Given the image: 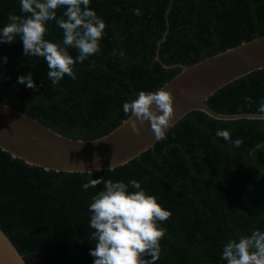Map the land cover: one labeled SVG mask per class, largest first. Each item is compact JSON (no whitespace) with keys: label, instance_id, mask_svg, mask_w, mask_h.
<instances>
[{"label":"trees","instance_id":"1","mask_svg":"<svg viewBox=\"0 0 264 264\" xmlns=\"http://www.w3.org/2000/svg\"><path fill=\"white\" fill-rule=\"evenodd\" d=\"M89 8L106 27L100 50L73 65L76 80L65 75L54 86L46 61L26 56L19 36L0 43V58H7L0 59V101L73 140L113 131L128 118L124 102L160 89L183 66L264 37V0H90ZM9 14L26 16L19 0H0V29ZM46 27L44 38L62 44L55 21ZM28 73L35 89L17 83ZM262 100L264 68L220 88L206 104L221 114H260ZM92 179H134L171 212L158 222L166 233L155 264H226L229 239L264 231V119L224 121L191 111L140 156L92 175L45 170L0 149V229L26 264H93L88 208L103 184L84 190Z\"/></svg>","mask_w":264,"mask_h":264},{"label":"clouds","instance_id":"2","mask_svg":"<svg viewBox=\"0 0 264 264\" xmlns=\"http://www.w3.org/2000/svg\"><path fill=\"white\" fill-rule=\"evenodd\" d=\"M19 3L21 13L26 16L9 14V22L0 29V43L11 45L19 36L26 56L42 57L46 61L47 77L54 86L65 75L76 80L73 65L82 63L100 50L99 41L106 27L102 18L89 8L90 0H19ZM60 7L66 11L58 18L56 10ZM133 14L139 16L140 9H133ZM48 21H55L63 31L62 44L44 38ZM69 47L78 51L75 59L69 55ZM120 55H124L123 51ZM0 59L7 61L6 57ZM17 83L28 89L36 87L31 73L18 76ZM244 100L252 103L249 97ZM173 102L169 91H140L135 99L123 103V112L128 116L123 123L139 135L137 122L143 126L147 121L155 140H163L165 129L174 117ZM257 111L264 115V100ZM216 136L225 141L231 139L228 130H217ZM242 143L237 139L233 146L239 148ZM111 169L112 166L108 170ZM101 183L103 190L91 196L88 208L91 214L89 226L94 230L91 239L95 241L94 249L90 250L93 264H155L161 252L159 241L166 233L158 222L167 221L171 212L164 210L154 196L146 194L134 179L128 184L111 179H92L82 188H96ZM129 185L134 191H129ZM145 256L151 259H145ZM221 259L226 264H264V231L254 229L249 236L229 239L223 246Z\"/></svg>","mask_w":264,"mask_h":264},{"label":"water","instance_id":"3","mask_svg":"<svg viewBox=\"0 0 264 264\" xmlns=\"http://www.w3.org/2000/svg\"><path fill=\"white\" fill-rule=\"evenodd\" d=\"M262 68L264 37L242 43L191 66H183L160 88L171 92L174 101V117L165 133L191 111H200L224 121L264 119L261 114H221L206 104L208 97L220 88ZM123 122L98 139L73 140L0 101V149L28 165L56 172L92 173L111 166L113 169L140 156L156 142L149 122L143 126L137 122L139 135ZM0 264H26L1 229Z\"/></svg>","mask_w":264,"mask_h":264}]
</instances>
